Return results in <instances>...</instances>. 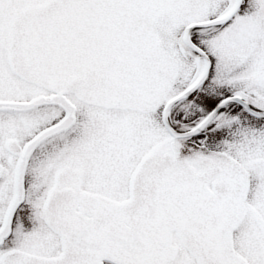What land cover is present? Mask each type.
<instances>
[{
	"label": "snow or ice",
	"instance_id": "snow-or-ice-1",
	"mask_svg": "<svg viewBox=\"0 0 264 264\" xmlns=\"http://www.w3.org/2000/svg\"><path fill=\"white\" fill-rule=\"evenodd\" d=\"M264 264V0H0V264Z\"/></svg>",
	"mask_w": 264,
	"mask_h": 264
},
{
	"label": "flooded vegetation",
	"instance_id": "flooded-vegetation-1",
	"mask_svg": "<svg viewBox=\"0 0 264 264\" xmlns=\"http://www.w3.org/2000/svg\"><path fill=\"white\" fill-rule=\"evenodd\" d=\"M105 264H110V262L109 261H105Z\"/></svg>",
	"mask_w": 264,
	"mask_h": 264
}]
</instances>
